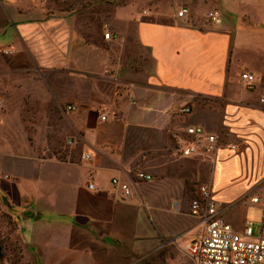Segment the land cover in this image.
<instances>
[{
    "label": "crops",
    "instance_id": "0c3cea01",
    "mask_svg": "<svg viewBox=\"0 0 264 264\" xmlns=\"http://www.w3.org/2000/svg\"><path fill=\"white\" fill-rule=\"evenodd\" d=\"M139 2L112 9V39L86 40L78 10L0 0V214L11 221L0 219V264H188L185 244L203 232L196 182L237 231L251 220L264 237L251 201L264 194V0ZM210 8L219 25L205 23ZM185 104L188 115L171 114ZM187 124L237 150L178 154L172 133Z\"/></svg>",
    "mask_w": 264,
    "mask_h": 264
},
{
    "label": "built area",
    "instance_id": "2783aa9c",
    "mask_svg": "<svg viewBox=\"0 0 264 264\" xmlns=\"http://www.w3.org/2000/svg\"><path fill=\"white\" fill-rule=\"evenodd\" d=\"M189 14V8L182 6L177 11V17L185 18ZM205 23L210 26L219 25L222 22L221 13L218 8H210L204 13ZM114 34L104 30L103 38L112 39ZM5 54L12 53L10 48L2 49ZM241 78L247 87L255 83L254 75L242 72ZM1 105V101H0ZM75 106L68 105L67 110H74ZM191 112L188 104L173 108L171 114L184 117ZM104 119L105 116H102ZM174 150L182 156L193 155H215L219 148L237 150V145L226 136H219L207 132L202 126L187 124L184 128L172 133ZM91 155L85 153L82 159H90ZM137 180H151L152 175L143 170L135 174ZM116 191L123 200H128L133 195L132 186L113 177L111 180ZM89 189H94V183H88ZM251 201L264 207V194L251 197ZM220 202L216 200L207 183L196 182L190 198V212L193 216L200 218L203 227L202 235L185 244V251L191 258L188 264H264V237L253 236V222L247 220L242 232L237 231L229 223L219 210Z\"/></svg>",
    "mask_w": 264,
    "mask_h": 264
},
{
    "label": "rangeland",
    "instance_id": "374dc122",
    "mask_svg": "<svg viewBox=\"0 0 264 264\" xmlns=\"http://www.w3.org/2000/svg\"><path fill=\"white\" fill-rule=\"evenodd\" d=\"M128 1H132V4L134 2L137 7L141 5L139 0H44V5L49 11L51 10L53 12L60 10H78V17L84 23L83 33L89 39L90 37L95 39L98 34L101 37L103 36L102 24L109 21L112 9L117 6H122L128 3ZM258 208L257 206H250L247 218L254 220L259 211ZM256 228L257 226L255 224L253 236L256 235Z\"/></svg>",
    "mask_w": 264,
    "mask_h": 264
},
{
    "label": "trees",
    "instance_id": "16d2710c",
    "mask_svg": "<svg viewBox=\"0 0 264 264\" xmlns=\"http://www.w3.org/2000/svg\"><path fill=\"white\" fill-rule=\"evenodd\" d=\"M98 30V29H97ZM84 36H85V38H86V40L88 39V37H86V35L84 34ZM0 219H2L3 221H6L7 223H8V225H11V221H10V219L6 216V215H4V214H0Z\"/></svg>",
    "mask_w": 264,
    "mask_h": 264
},
{
    "label": "water",
    "instance_id": "95a60500",
    "mask_svg": "<svg viewBox=\"0 0 264 264\" xmlns=\"http://www.w3.org/2000/svg\"><path fill=\"white\" fill-rule=\"evenodd\" d=\"M2 244L0 243V261L3 260V253H2Z\"/></svg>",
    "mask_w": 264,
    "mask_h": 264
}]
</instances>
